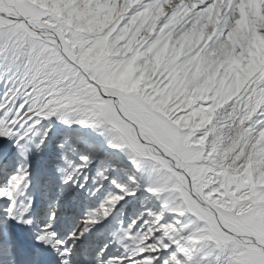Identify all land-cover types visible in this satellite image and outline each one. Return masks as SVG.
Listing matches in <instances>:
<instances>
[{
	"label": "snow or ice",
	"instance_id": "1",
	"mask_svg": "<svg viewBox=\"0 0 264 264\" xmlns=\"http://www.w3.org/2000/svg\"><path fill=\"white\" fill-rule=\"evenodd\" d=\"M214 2L47 0L42 6L0 0V264H264V184L255 180L257 164L249 168L244 155L248 142L264 138V104L251 109L252 131L240 148L216 160L150 99L124 89L120 73L95 53L104 33H90L81 22L115 9L111 27L120 32L163 10L144 46L155 42L154 57L174 18L181 15L190 25ZM223 2L217 33L234 32L236 47L247 51L252 33L240 31L239 0ZM179 70L191 85L196 65ZM253 89L256 100L264 80ZM254 148L253 159L264 160V139ZM93 159L109 166L90 178ZM172 169L197 188L195 204L173 213L181 228L153 206ZM201 174L211 176L207 185L194 179ZM246 196L251 199H241ZM135 204L139 210L123 219L121 211ZM153 225V237L133 245L138 250L129 256L128 246Z\"/></svg>",
	"mask_w": 264,
	"mask_h": 264
},
{
	"label": "clouds",
	"instance_id": "2",
	"mask_svg": "<svg viewBox=\"0 0 264 264\" xmlns=\"http://www.w3.org/2000/svg\"><path fill=\"white\" fill-rule=\"evenodd\" d=\"M222 9L223 0H219L218 4L214 2L209 6L206 16L190 25L181 23L183 16L178 15L171 21L170 30L163 37V47L155 52L154 57L151 53L155 42L148 48L144 46L152 39L156 24L164 14L163 10L155 16H145L138 26L135 20L132 21L120 32L111 27L114 16L119 14L115 9L108 15L86 16L81 20L86 31L96 35L104 33L95 45V53L98 57L107 58L111 67L120 73L117 79L124 89L129 94L150 99L153 106L162 109L172 125L187 136L196 148L211 149L208 155L221 162L229 156L245 131L243 126L249 119L251 109L264 104V89L256 100H253L255 89L249 92L255 81L264 80V69H260L255 78L250 72L243 71L239 64L244 50L236 47L235 33L226 37L223 31L217 33L220 21L224 18ZM210 53H215V57L211 58ZM181 58L183 61L178 64ZM209 59L211 62H208ZM192 64L196 65L197 75L190 85L179 69H187ZM209 69H212L210 73ZM242 104L244 108L240 107ZM171 173L168 187L153 206L167 223L181 228V219L173 213L188 207V197L197 188L195 184L189 188L183 173H177L175 169ZM194 179L207 185L212 178L201 174ZM165 200L168 201L167 206H157ZM189 220L190 217L184 215L183 223ZM154 232L153 225L139 237L140 242L151 239ZM136 242L134 240L128 246L129 256L136 254L138 249H133ZM113 264H120L119 259L114 260Z\"/></svg>",
	"mask_w": 264,
	"mask_h": 264
},
{
	"label": "rangeland",
	"instance_id": "3",
	"mask_svg": "<svg viewBox=\"0 0 264 264\" xmlns=\"http://www.w3.org/2000/svg\"><path fill=\"white\" fill-rule=\"evenodd\" d=\"M240 2H241V0H239V3ZM243 2H244V4H246V3L249 2V0H243ZM32 3H34V4H41L42 6H46L47 0H32ZM260 5H261L260 8H258V5L257 4H254V5L253 4H249V3L246 4L245 5L246 6V8H245V10H246V16H240V21L238 22L240 31H241L242 34L245 35V37H246V35H247V33H248L249 30H251V33H252V44H251V47L247 51L244 50V52H243V54L241 55V58H240L239 67L243 71H245V72H250L253 75L254 78H255V75L258 73V71L260 69H264V52H263L264 51V34H263L264 33V20H263L264 14L263 15L260 14V13H264V0H261ZM260 9L262 11H260V13H259V10ZM260 16H262V18ZM255 17H257V18H255ZM258 29H260L261 31L258 30ZM261 35H262V38H261ZM257 99H259V97ZM240 107L241 108H244L245 106L242 104V105H240ZM252 114L253 113H251V111H250L249 112V119H251V115ZM248 120L245 122V124L243 126V128L245 129V131L243 132L244 133L242 135V139L243 140L242 139L240 140L239 147L241 146L242 143L245 142L244 135H246L247 133H249V132L252 131V128L251 127H248ZM0 139H2V138H0ZM260 139H264V138L258 136L255 141L248 142V149H247V151H244L243 149H242V151H244V155L247 157V162H248V167L249 168H251V164L252 163H256L257 164V167L254 170L256 182L259 183V184H264V179H262V178H264V167H261L258 164V161L253 159L254 156H255V154H252L253 153V150H255L254 145L255 144H258L259 142L257 143V140L260 141ZM69 141H70V138H69ZM238 142H239V139H238ZM237 145L238 144H236L234 146V148L231 150L232 153L235 152L237 150V148H239ZM238 163H239V166L243 167L244 164H245V161L242 160V161H240ZM263 164H264V162H263ZM108 166H109V163L106 162V161H104V160L93 159L91 165L88 168L87 175L90 178H94L95 175H96V172L99 169L104 168V167H108ZM0 178H2V176H0ZM249 179L251 180V175H250ZM184 194H185V196H187L186 195V192ZM188 199H189L190 203H193L190 200V198H188ZM241 199L247 200V199H251V197L246 196V197H242ZM139 207H140L139 204H135V205H133L132 211L122 210L121 213H120V215H121V217L123 219L126 220L129 216L133 215L136 211H138L139 210ZM125 208L127 209V206H125ZM139 244H140V241H137L136 244H134V246L138 248L139 247Z\"/></svg>",
	"mask_w": 264,
	"mask_h": 264
},
{
	"label": "bare ground",
	"instance_id": "4",
	"mask_svg": "<svg viewBox=\"0 0 264 264\" xmlns=\"http://www.w3.org/2000/svg\"><path fill=\"white\" fill-rule=\"evenodd\" d=\"M260 2H261V0H249V4H257L258 5V8H260ZM246 3V2H245ZM248 3H246V4H248ZM240 4V12H241V16H246V10H245V8H246V4H244V2H243V0H241V2L239 3ZM257 8V9H258ZM260 11H262L261 9L259 10V13H260ZM256 13V12H255ZM258 13V12H257ZM252 14V13H251ZM250 14V15H251ZM260 14H264V13H260ZM248 15V14H247ZM254 15V14H253ZM257 15V14H256ZM259 16V15H258ZM261 18H262V16H260ZM264 17V16H263ZM246 18V17H245ZM244 18V19H245ZM255 18H257V17H255ZM251 19V18H250ZM261 20V19H260ZM263 20H264V18H263ZM259 21V20H258ZM259 24V23H258ZM254 25V24H253ZM256 25V24H255ZM261 26V25H260ZM258 27V26H257ZM263 29V28H262ZM258 30H260V29H258ZM261 31V30H260ZM264 34V33H263ZM262 34V35H263ZM260 35V34H259ZM262 35H261V38H262ZM259 37V36H258ZM254 40V39H253ZM255 43V42H254ZM264 52V51H263ZM262 54V53H261ZM251 55V54H250ZM245 56V55H244ZM253 57V56H252ZM263 57V56H262ZM263 59V58H262ZM250 62V61H249ZM257 108H258V105L256 106ZM242 139V135L240 136V138H239V142L237 143L238 145V147H239V145H240V140ZM243 140V139H242ZM259 141L257 140V143H258ZM240 148V147H239ZM232 154V151L231 152H229V156ZM252 154H255L256 155V152H255V150H253V153ZM258 161V164L259 165H262L263 164V160H257ZM1 179H3V177L2 178H0V180ZM186 195H187V192H186ZM188 198H190V200H191V197H188ZM192 201V200H191ZM194 204H195V202L194 201H192Z\"/></svg>",
	"mask_w": 264,
	"mask_h": 264
}]
</instances>
